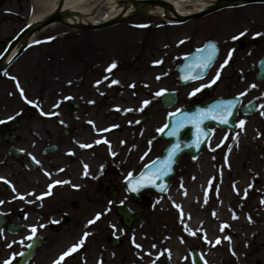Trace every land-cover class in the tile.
Wrapping results in <instances>:
<instances>
[{
	"label": "flooded vegetation",
	"instance_id": "1",
	"mask_svg": "<svg viewBox=\"0 0 264 264\" xmlns=\"http://www.w3.org/2000/svg\"><path fill=\"white\" fill-rule=\"evenodd\" d=\"M6 18L0 19V29ZM241 32L245 34L239 36ZM68 36L71 35L42 40L37 46ZM235 36L239 38L228 45L219 43L221 55L215 68L206 78L191 84L194 87L186 97L187 102L176 85L170 90L179 95L176 107L166 109L161 94L153 96L150 92L145 100L148 103L141 102L140 112L139 99L133 92L123 98L122 91L114 89V93L107 94L98 87L74 95L69 83L72 72L69 55L61 57L55 46L44 50L56 84L53 107L49 113L40 114L37 106L24 104L8 127L0 126V150H4L0 161V264H88L86 256L93 248L110 236L118 237L121 229L126 233L120 219L114 218L117 200L109 197L108 190L120 193L128 178L137 176L155 160V154L163 153L169 146L160 139V129L165 128L168 117L231 98L239 103L236 130L251 127L259 140L258 192L247 201L249 205L243 206L255 208L256 213L245 217L241 233L244 247H232L224 226L219 225L226 235L224 241L219 240L211 247L202 244L199 237L208 234L210 226L189 233L179 227L178 239L167 238L165 260L168 264H196L193 256L200 255L205 264H264V82L256 78L258 62L264 54L261 41L253 33L241 30ZM29 69L30 65L24 66L26 73ZM163 79L167 83V73H163ZM89 91L92 92L86 94ZM69 99L73 100L71 108H76V113L67 110ZM149 104L154 119L164 109L166 120L159 130L153 129L150 122L139 125L148 113ZM244 108L248 113L253 108L256 112L248 115ZM241 120L245 122L243 125ZM209 130L213 133L210 147L217 133L226 136L215 146L214 153L233 148V141H228L231 133L215 125ZM3 131L10 142L3 140ZM121 132L129 135L121 137ZM11 148L17 152V158L10 155ZM196 161L188 156L179 165L187 162L192 171ZM176 241L186 248L180 251L173 247ZM74 245L75 249L69 251ZM30 246L36 247V251L23 263L21 257ZM64 253L68 254L61 260ZM214 254H225L228 258L223 255L217 262Z\"/></svg>",
	"mask_w": 264,
	"mask_h": 264
},
{
	"label": "rangeland",
	"instance_id": "2",
	"mask_svg": "<svg viewBox=\"0 0 264 264\" xmlns=\"http://www.w3.org/2000/svg\"><path fill=\"white\" fill-rule=\"evenodd\" d=\"M0 7V19L7 17L4 27L0 29L1 54L8 42L28 24L35 6L34 0H0ZM108 9V0H100L90 7L97 21L104 17ZM244 29L261 35L263 33L259 37L264 43V4L224 9L182 25L165 22L158 13H153L100 32H80L62 24L48 27L35 36L37 42L58 35L71 36L58 38L57 42L32 46L0 74V124L17 115L24 104L37 106L40 114L50 112L56 84L51 76L49 56L44 50H49L51 46L56 47L61 57L69 55L72 63L69 83L74 95L98 87L112 94L113 81H118L117 84L127 90L122 94L123 98H127L131 92L137 94L140 112L141 102L147 99L148 93L156 96L177 85L176 68L193 49L202 47L209 38L228 45L235 34ZM261 46V53H264V44ZM113 62L116 67L109 71ZM83 64H86V68H83ZM25 65H30L29 73L24 70ZM163 73H167V83L163 81ZM193 87H178L185 102ZM29 100L33 103H29ZM165 120L164 109L161 108L157 118L149 124L156 129ZM252 120L256 122L257 119ZM119 135L127 137L129 134L121 132ZM225 138L224 134L217 133L213 146L197 159L192 171H189L188 163L183 162L175 176L174 187L163 198L149 194L150 205L135 204L124 190L121 191L117 203L127 205L141 214L145 223L132 233L126 231L123 234L121 229L118 236L122 243L117 248L110 246L105 239L88 253L86 262L168 264L165 260L167 238L174 236L178 239L179 227H185L189 233L190 229L210 226L209 233L200 234L199 237L202 244L211 247L218 239L224 241L223 236L226 235L219 225L224 226L232 247L243 248L241 233L245 217H253L256 213L255 208L243 209V206L249 205L247 201L258 192L259 140L251 127L239 129L228 138L229 142L233 141L232 149L214 153L215 146ZM3 155L4 150H0V161ZM186 205L189 206V213L195 211L201 214L199 223L190 224L191 216L186 213ZM232 233L238 237H232ZM182 246L177 241L176 245L173 244L180 251L186 248ZM223 255L214 254V257L219 262Z\"/></svg>",
	"mask_w": 264,
	"mask_h": 264
},
{
	"label": "water",
	"instance_id": "3",
	"mask_svg": "<svg viewBox=\"0 0 264 264\" xmlns=\"http://www.w3.org/2000/svg\"><path fill=\"white\" fill-rule=\"evenodd\" d=\"M242 1L245 4H252V3H260L264 2V0H238ZM237 0H217V3L213 7L206 8L202 11H199L197 13H194L193 15H190L188 17H183L179 16L175 13L173 10L172 6L170 3L167 1L163 0H150V1H137L136 2V10L133 12L130 16L127 18H123V16H119L109 22L103 23L101 25H95V26H87V25H81V26H70L74 29L77 30H82V31H88V30H102L108 27L115 26L119 23H122L124 21L130 20L134 17H137L139 15L147 13L146 6L149 4L152 5H158L162 7L167 13L168 11H171L175 17L177 18V21L180 23L186 22L187 20L190 19H196V18H202L208 14H211L213 12H216L218 10L224 9V8H229V7H234L235 3ZM55 22H60L63 23V16L59 13L54 14L50 17H48L45 21H41L38 23H34L32 25H29L27 28H25L18 36L17 38L11 43V45L8 47V49L4 52V54L0 58V71L1 67L3 66L6 57L13 51V49L17 46V44L26 36H31L35 34L36 32L42 30L44 27L47 25H50ZM214 43L212 41H209L207 43L208 46V51H196L194 52L190 57H188L185 62L178 68V73H179V81L181 84H187L192 81L198 80L203 78L209 71V69L213 66L215 63L217 56H218V51L215 49H218L215 45V49L211 47ZM24 49L20 51V53L17 55L16 59L23 53ZM209 54L213 55L215 58L213 62L211 63L210 67L208 68H203L202 67V58L207 57ZM260 75L258 76L259 79H263L264 76V60L260 63ZM167 98L172 102L171 104H174L176 102V97L174 96H167ZM208 113H204L202 115V120H201V127L204 129L206 126L214 122L213 119L211 118V109L210 107L207 108ZM180 116H177L176 119H179ZM192 113L191 115L186 117L185 120L188 121L189 127L191 128L193 126L192 124ZM148 118V117H147ZM232 129V127H231ZM192 130V129H190ZM182 131V130H181ZM191 132V131H190ZM190 132H188V135H183L179 133L176 137V139H172L174 142L173 146L166 152L164 158L160 159L161 162H165L169 160V157L171 155V163L169 165V170L167 172H163V163L158 164L156 168L150 167L148 170H146L139 178L132 179L131 183H127V187H130L131 189L128 190V193L133 197V199L136 202L140 203H147L148 200L142 197L143 191L140 190V187L143 186H148L151 188L156 194L159 196H163L166 191L168 190L171 182V178L174 175L175 172V166L178 163V161L187 153H192V150L188 149L186 147L187 142L190 140ZM188 136V140L187 137ZM209 138V135L205 133V137L203 138L202 144H205ZM175 140V141H174ZM178 142V143H176ZM11 153L13 151L11 150ZM129 185V186H128ZM133 188V189H132ZM112 196H116V194H113ZM117 214L121 217L122 224L131 229L135 230L138 226H140L143 223V219L140 217L138 214H134L129 211L128 208L119 206L117 207L116 210ZM113 246H118L117 241H110Z\"/></svg>",
	"mask_w": 264,
	"mask_h": 264
},
{
	"label": "bare ground",
	"instance_id": "4",
	"mask_svg": "<svg viewBox=\"0 0 264 264\" xmlns=\"http://www.w3.org/2000/svg\"><path fill=\"white\" fill-rule=\"evenodd\" d=\"M100 0H34V14L29 22H40L54 13H59L63 16V23L67 25H96L111 21L117 16L126 17L131 14L136 8L137 1H150V0H108L109 9L104 17L100 20H95V13H92L90 7ZM171 4L174 11L180 16H187L196 13L202 9L211 7L216 0H163ZM242 2H238L241 5ZM148 14L158 13L168 23H175V17L171 11L164 13V9L158 5L149 4L146 6ZM58 23L51 24L53 27ZM35 36L23 39L16 49L6 58L5 65L8 64L10 59L16 53L20 45L26 46L35 43ZM188 205L185 206L186 213L191 216L190 224L195 225L201 221V214L195 211L189 213L187 210Z\"/></svg>",
	"mask_w": 264,
	"mask_h": 264
},
{
	"label": "snow or ice",
	"instance_id": "5",
	"mask_svg": "<svg viewBox=\"0 0 264 264\" xmlns=\"http://www.w3.org/2000/svg\"><path fill=\"white\" fill-rule=\"evenodd\" d=\"M245 33H243V32H241L240 34H239V36H243ZM256 35L257 36H259V35H261V33H256ZM239 36H235V37H233V39H238L239 38ZM211 47L213 48V49H215V45L213 44V45H211ZM215 50H217L218 51V49H215ZM201 51H205V52H207L208 51V46H206L205 47V49H203V50H201ZM214 56L213 55H211V54H209L207 57H203L202 58V67L203 68H208V67H210V65H211V63L213 62V60H214ZM229 59H230V56H229ZM227 60H225V64H227ZM156 63H161V61H157ZM114 67H116V64H115V62H113V64L112 65H110V67H109V71H111V68H114ZM5 74H7V73H5ZM219 78V73L217 74V77H216V79H218ZM13 79H15V78H13ZM215 82V79L213 80V83ZM99 83V82H98ZM113 83H119L118 81H113ZM252 87H256V85H252ZM194 91H199V89H196V90H194ZM21 92L23 93V90L21 89ZM245 93H241V95H244ZM25 99H27L26 97H25ZM29 103H33L32 101H28ZM145 103H148L147 101H145ZM234 107H235V105H234V102L232 101V100H226V101H221L220 102V104L219 105H213V110L214 111H216L217 112V114H218V118H220L221 119V122L222 123H228L229 122V120H228V118L227 117H229L231 114H232V111H233V109H234ZM262 107H264V106H262ZM262 114H264V113H262ZM245 122L243 121V120H241L240 121V124L241 125H243ZM160 131H164V129H160ZM170 134H172V133H170ZM161 163H163V168H162V171L163 172H167L168 170H169V165H170V163H171V155H170V157H169V160L168 161H165V162H161L159 159L158 160H156V161H153L152 162V164H151V166L150 167H152V168H156L157 167V165L158 164H161ZM87 167V166H86ZM142 176L144 175L143 173L141 174ZM0 179H2V178H0ZM130 183H131V180L129 181ZM55 183H63V182H61V181H56ZM50 188H51V185L49 186ZM44 195H47V194H44ZM0 203H2V202H0ZM214 215H215V213H213ZM223 230V229H222ZM33 233H35V226H33ZM228 239H231L230 237L228 238ZM217 243H219L220 241H219V239L216 241ZM75 245L73 246V249H70L69 251H73L74 249H75ZM68 253H64V254H62V256L60 257V259L62 260L63 258H64V256L65 255H67ZM6 264H7V262H6ZM57 264H58V262H57Z\"/></svg>",
	"mask_w": 264,
	"mask_h": 264
}]
</instances>
